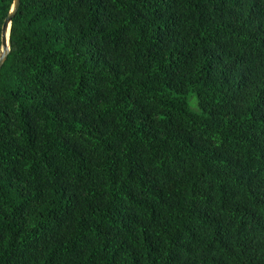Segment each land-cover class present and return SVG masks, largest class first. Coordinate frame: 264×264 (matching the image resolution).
Segmentation results:
<instances>
[{"label":"trees","instance_id":"obj_1","mask_svg":"<svg viewBox=\"0 0 264 264\" xmlns=\"http://www.w3.org/2000/svg\"><path fill=\"white\" fill-rule=\"evenodd\" d=\"M0 264H264V0H20Z\"/></svg>","mask_w":264,"mask_h":264},{"label":"water","instance_id":"obj_2","mask_svg":"<svg viewBox=\"0 0 264 264\" xmlns=\"http://www.w3.org/2000/svg\"><path fill=\"white\" fill-rule=\"evenodd\" d=\"M20 0H13L10 9L3 19L0 29V68L9 52V31L11 20L19 7Z\"/></svg>","mask_w":264,"mask_h":264},{"label":"rangeland","instance_id":"obj_3","mask_svg":"<svg viewBox=\"0 0 264 264\" xmlns=\"http://www.w3.org/2000/svg\"><path fill=\"white\" fill-rule=\"evenodd\" d=\"M187 102L192 109H197L196 97L193 94L187 96Z\"/></svg>","mask_w":264,"mask_h":264}]
</instances>
